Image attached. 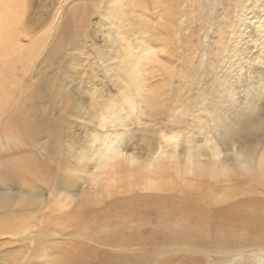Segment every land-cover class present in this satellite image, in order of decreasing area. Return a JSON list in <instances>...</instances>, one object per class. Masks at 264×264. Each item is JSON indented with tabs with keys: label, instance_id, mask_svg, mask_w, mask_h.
Segmentation results:
<instances>
[{
	"label": "bare ground",
	"instance_id": "1",
	"mask_svg": "<svg viewBox=\"0 0 264 264\" xmlns=\"http://www.w3.org/2000/svg\"><path fill=\"white\" fill-rule=\"evenodd\" d=\"M82 1L70 6L71 0H65L73 12L69 16V22L59 31H54L55 36L49 34V38L52 37L49 43L54 45L45 54L44 61L47 65L40 70L47 71L52 59L58 57L59 63L54 62L52 67H56L58 73L66 74L68 68L74 67L76 56L86 52L81 48L86 37L94 40L96 46L93 47L100 56L101 63L106 67L112 65L113 71L118 74L117 79L123 81V86L119 89V101H113L109 119L111 121L118 120L122 123L127 120L136 108L134 100L137 98L147 102L152 110H159L155 106L154 93L150 94L152 87L146 83V79H142L141 72L144 67L147 71H161L166 66L157 70L145 66V61L156 65L160 63L158 50L152 45L173 43L171 34H179L184 42H188L195 22H200V28L206 25L205 28L208 29L205 30H214L217 41L223 45L227 43V47H230L215 54L220 58L213 66L216 67L221 61L229 63V71L221 78L224 85L237 70L234 67L241 63L236 57L234 61V56L230 59V53L233 49L232 42H236L238 32L243 31L241 22L244 13L245 22L248 20L258 26L250 41L255 42L258 48L254 61L264 65V16L258 17L256 22L255 18L248 15L249 7L244 6L254 0ZM29 3L30 0H0V151L21 145L36 147V139L42 129L54 127L59 130V136L62 124L59 119L50 115L34 116L30 111L41 98L51 99L52 92L56 94V82L52 76L40 73L38 78L42 85L24 83L25 74L41 56L40 46L48 43L44 35L37 38L31 35L32 27L27 25L25 18ZM60 4L63 5L62 2ZM261 10H264V6ZM59 11L55 13V19L61 20L64 16ZM148 19L151 20L147 22ZM234 19H237L236 22ZM224 33H227L226 36ZM27 39H30V43L25 45L23 42ZM162 49L166 47L162 46ZM170 50L168 49L169 53L175 52ZM88 56L90 59V54ZM80 62L81 60L76 64ZM254 64L250 66V69L253 68L250 74L258 75L263 70ZM18 65H22V70ZM240 70L242 71L239 74L249 71L245 72L243 66L237 72ZM21 71L23 72L20 77ZM166 74L164 76H168ZM261 75L263 78L252 83L253 89L249 91L250 102L242 110L243 113L250 112L249 116L264 99V71ZM63 81L61 79L60 83ZM233 86L231 84L230 88ZM30 88H33L32 92ZM235 95L236 91L228 87L224 96L231 102ZM127 102L128 107L125 106ZM58 104L64 108L61 102ZM218 108L220 105H217ZM124 110L126 113L122 118L116 116ZM227 113L225 110L220 116L225 122L221 130L233 137V124L231 125L232 120H229L230 115L227 116ZM246 117L238 122L239 129L245 133L252 126L247 125ZM82 119L87 122V115ZM99 121L103 123H98V126L106 122L102 117L95 119L96 123ZM251 132L261 133L264 138L263 122L252 127ZM58 136L50 133L51 138L56 139ZM92 138L93 151L88 157H96L97 161L94 170L88 174L89 177L86 176L83 180L76 176L82 174L86 165L84 161L77 162L80 164H76V168L72 165L41 164L33 152L23 154L16 151L15 156L10 157V169L18 176L17 182L13 184L17 185V190L0 191V235L7 234L12 238L22 236L23 239L25 237L36 242L33 233L37 234L40 242L36 245L37 250L33 251V256L40 258L45 256L43 249L46 237L65 234L66 228H73L68 233L74 234L77 242H71L63 250L65 252L59 260L60 264H92L90 258H80L79 261L72 258L71 249L75 248L74 244L84 240L97 242L111 249L117 246L124 249L140 240L143 249L147 250L145 254L138 255L139 257H151L156 249L154 247L179 245L180 250L170 246H165L162 251L157 250L158 254L169 253L170 263L175 261L172 257L181 251L187 253V256L181 258L182 264H203V259L206 260L207 257L211 264H215L211 258L215 252L222 264H255L256 258L264 259V143L258 142L256 146L251 144L252 147L242 150L233 148L223 156L219 151L221 148L215 146L210 149L209 142V145H199L196 150L193 146L178 152L174 145L173 148L163 147L143 153L132 152L121 146L120 140L114 141L107 135L100 137L94 133ZM225 143L227 144L226 141ZM40 145L48 146L46 143ZM82 159L85 160L86 156ZM25 192L28 195L24 196ZM11 201L16 202L12 204ZM193 201L200 203L198 206L191 205ZM218 204H221L220 208L212 209ZM61 212V221L49 223L51 228H56L54 232H45L43 223ZM121 222L126 226L123 227ZM174 222L177 225H173ZM150 225L155 228L150 230ZM35 228H39L38 231ZM138 228L143 231L138 232ZM106 229L110 231H105ZM256 231L260 234L257 235ZM247 248H253L252 255L258 256L252 257L250 249L249 254H246ZM192 255L201 259L193 260L190 257ZM225 255L233 258V261L237 256L239 258L233 263L230 259L229 263ZM102 258L101 262L93 264H151L134 255L131 257L123 254L114 261L110 255Z\"/></svg>",
	"mask_w": 264,
	"mask_h": 264
},
{
	"label": "rangeland",
	"instance_id": "2",
	"mask_svg": "<svg viewBox=\"0 0 264 264\" xmlns=\"http://www.w3.org/2000/svg\"><path fill=\"white\" fill-rule=\"evenodd\" d=\"M61 2L64 7L60 4ZM76 2L82 3L83 1L71 0L70 6ZM255 4L257 7H255ZM66 5L67 2H65V0H30L29 7L26 6L27 17L25 16V18L27 25L32 27L33 31L31 35H35V38L44 35L47 38L48 43L40 46L39 52L41 53V56L29 69L30 71L27 73L25 72L24 83L39 86V84H41L40 79L38 78L40 73L52 76L56 82V94L54 95V92H52L51 99L41 98L44 101L40 99L39 103L37 102L34 104L35 108L33 110L30 109V111L34 116L36 114H44L45 116L50 115L54 119H59L62 124L60 126L59 136L57 133L59 130H56L54 127V129L52 127L46 130L42 129L41 133L37 136L36 147H25V145H21L13 149L0 151V191L4 190L5 192L9 190L13 192L17 190V185L13 186V184L17 182L16 178L18 179V176L11 171L9 166L11 165L10 161L12 162L10 157H14L16 151L23 154L33 152V155L36 158L38 157L41 164L43 163L51 166L72 165V167H75L77 162L84 161L86 165L83 168V172L76 177H78L79 180L85 179L86 176L89 177L88 174L94 170V164L97 161L96 157L93 159L88 157V154L93 151L91 144L94 133L98 134L100 137L107 135L114 141L120 140V144L124 148H129L132 152L143 153L163 147L173 148L174 145L177 146V150H179L178 152L186 151L193 146L194 150H196L199 145H209L207 144L209 142L211 144V146H209L210 149L211 147L219 146V149L221 148L219 151L222 152V155L224 156L230 153L233 148L242 150L252 147L251 144L256 146L260 142L264 143V138L261 136V133H255V135L254 132H251V128L259 123L263 122L264 125V99L261 100L258 108L253 114H251V116H249L250 112L243 113L242 111L250 102L249 91H252L253 89L252 83L263 78L261 73L264 71V65L254 61V58L257 56L256 50H258V48L255 46V42L250 41V38L253 37V33L256 32L258 26L248 20L245 22V13L243 15L244 19L241 22L243 24L241 26L243 31L238 32L237 38L235 39L236 42H232L231 44L233 49L230 53V59L234 56L233 58L235 61L236 57L241 63L234 68L238 70L243 66L246 70L245 72L249 70L246 74H239L242 70L238 72L236 70L232 74L231 79H227L226 84H223L221 78L229 71V63L221 61L216 67L213 68V66H215L220 58V56L217 57L215 54L229 46L227 47V43L223 45L222 42L219 43L217 41V35L214 33V30H205L208 29V27L205 28L206 25H204L203 28H200V22H195L194 31L190 33V39L188 41L190 44L184 42L181 35L177 34V36H175L171 34V40H173V43H169V46L165 44L152 45L154 49L158 50V58L162 65L160 63H158V65L161 66L154 63L153 65L152 63H148L147 60L145 61V66L154 67L157 70L166 66V69L161 71H147V68L144 67L141 72L142 79H146V83L152 87L150 94L154 93L155 106L159 110H152L147 102H142L137 98L134 100L136 108L131 116L127 117V120H124L122 123L118 120H112L113 122L115 121L112 123L109 119L112 113L113 101H119V89L123 86V81L117 79L118 74L113 71L114 68L111 67L112 65L106 67L105 64L103 65L101 63V60L99 59L100 56L96 53L97 51H95L93 47V45L96 46L94 40L91 41V38L89 39L86 37L82 42L84 45L81 46L82 50L86 52L76 56V63L79 62V60H81V62L78 64L75 63L74 67L68 68L66 74L58 73L59 70L56 67H52L54 62L55 64L59 63L57 60L58 57L52 59L53 62L50 63L51 65H48V68L46 69L47 71H42V67L47 65L45 62V54L54 45L49 43L52 40V37L49 38V34L55 36L54 31H59V29L65 26L69 22V16L73 12L71 7ZM246 5L249 7L247 10L248 15L255 18L256 22L259 19L258 17L264 16V10H261L264 6V0L250 1L244 4V6ZM58 10H60L59 13L64 16L61 20L55 19V13ZM67 10L68 13L66 14ZM33 15L34 17L37 15L36 18L31 17ZM32 18L36 21H33ZM27 19H30V21ZM150 20L151 19H148L147 22ZM234 20L236 22L237 19ZM182 21L184 20L182 19ZM17 28H20V25H17ZM234 31L235 29L233 27V33ZM186 33L185 35L187 36L188 34ZM226 34L227 33H224V36H226ZM230 34H232V32H230ZM55 40H57V38ZM23 43L28 45L30 39H27ZM191 43H193V45ZM97 45H100L99 41ZM162 46H165L166 49H162ZM168 49L169 51L172 49L175 52H173V54L171 52L169 53ZM262 51L264 53V49ZM258 52L260 54L261 49ZM88 54L91 56L90 59H88ZM253 64L255 67H258L263 71H259L258 73L260 74L258 75H255L254 73L250 74V71L253 69H250V66ZM218 66H221L222 69L221 67L218 68ZM17 67L22 70V65L21 67L20 65ZM96 67H98V69ZM40 68L42 69L40 70ZM95 71L98 72L95 73ZM22 72L23 71L19 72L20 77ZM165 72H167L168 76H164V74H166ZM214 72L216 74H214ZM61 74L64 78H62ZM61 79H64V81L60 83ZM231 84L234 85L231 88L236 91V95L234 97L232 96L231 99L233 101L231 100L230 102L228 99H225L224 95L228 87L231 89ZM32 91L33 88H30V92ZM57 93L61 95H58ZM58 102H61L64 108H61ZM127 104L128 102L125 106H127ZM217 105H220V108L217 109ZM225 110L228 112L227 116L230 115L229 120H232L231 125L233 124L232 129L235 134L233 137H229L225 130H221V127L223 128L225 126V122L222 121L220 116ZM125 113L126 110L118 113L116 116L122 118ZM216 113L218 115H215ZM235 113H237L238 117ZM86 115L87 122L82 121V118ZM244 116H247V125H252L250 129H247V133L238 127V122H240ZM99 117L106 120L104 123L105 126L107 125L106 127L103 124H99V126L97 125L98 123H103V121L95 122V119ZM2 119H4V117ZM89 129L91 132H89ZM50 133L53 135L56 134L58 137L56 139L54 137L51 138ZM252 140H254L256 144ZM41 143H46L48 146L42 147L40 145ZM206 149L208 148H205V150ZM206 151L209 152V149ZM84 152L86 155H84ZM83 156H86L85 160L82 159ZM79 164H77V166ZM61 180L66 181L63 178H61ZM23 195H28V192L23 193ZM17 196L19 195L17 194ZM255 197L261 198V196ZM14 202L16 201H11L12 204ZM199 203L200 201H193L190 204L198 206ZM220 206L221 204H218L213 208L212 206L210 207L212 209H217L220 208ZM12 207H14V205ZM54 216L55 217L48 220V222L45 221L43 223L42 227L44 226L45 232L49 230L54 232L53 230L56 228H51L49 223L61 221L62 212L61 214H54ZM121 224L123 227L126 226L122 222ZM173 225H177V223L174 222ZM150 226L152 227L150 230L155 228L154 225ZM141 228H138V232L143 231ZM38 229L39 228H35L36 231H38ZM72 230L73 228H66L65 234L61 233L52 237H46L43 249L45 256L40 258L33 256V251H35V249L37 250L36 245L40 242L39 238L36 236L37 234L33 233L34 238L36 239V242L32 241L33 243L29 238L24 237V240L22 236L12 238L7 234L0 235V264H60L59 260L62 259L65 252L63 250L68 247L71 242H77V237L73 236L74 234L71 235L68 233ZM105 231H110V229H106ZM258 234H260V232H257V235ZM247 238L252 242L248 236ZM74 245L75 248L71 249L73 260L79 261L80 258H90L89 260L92 264L101 262L103 259L102 256L107 257V255H110L112 259L114 258L112 260L114 261L121 258L123 254L131 255V257L133 255L134 257L137 256L142 261H147L151 264H167L170 263V258H168L169 253L158 254L156 253L157 250L162 251V249L169 246L170 248L180 250L179 245H163L160 247H154L156 249L154 255L153 253L150 255L151 257H148L147 255L146 257H139L138 255L141 253L145 254V250H147L143 249V243L140 244V240L131 243V246L124 247V249L119 246L111 249L107 246H102L97 242L87 240ZM248 249H250L252 255L253 248H247L246 254H249ZM177 254L172 257L175 261L170 264H182L183 256H187V253H183L182 251L177 252ZM216 255H218L216 252L213 253L211 258L214 260L212 262L215 264H222V260ZM254 256L257 257L258 255H252V257ZM190 257L193 260L201 259V257L193 255ZM224 257L228 259V262L231 259L232 263L239 258V256H237L238 258L233 261V258H230V256L225 255ZM254 263L264 264V259L256 258ZM112 264L116 263L114 262ZM203 264H211L209 257H207L206 260L203 259Z\"/></svg>",
	"mask_w": 264,
	"mask_h": 264
}]
</instances>
